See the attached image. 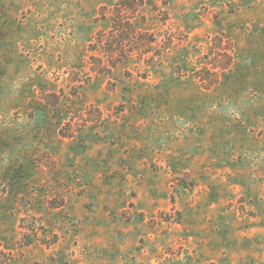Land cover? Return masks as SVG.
<instances>
[{"label":"rangeland","instance_id":"1","mask_svg":"<svg viewBox=\"0 0 264 264\" xmlns=\"http://www.w3.org/2000/svg\"><path fill=\"white\" fill-rule=\"evenodd\" d=\"M119 1L0 0V264H264V0H139L111 69Z\"/></svg>","mask_w":264,"mask_h":264},{"label":"trees","instance_id":"2","mask_svg":"<svg viewBox=\"0 0 264 264\" xmlns=\"http://www.w3.org/2000/svg\"><path fill=\"white\" fill-rule=\"evenodd\" d=\"M137 3L139 5L142 2L139 0H120L116 5V7L119 8L117 19L109 17L112 24V31L106 36L105 45L107 46V52L111 53L110 55H107V62L111 64V69L116 68L119 63H123L128 59L125 55V42L134 41L136 35L141 37V34L136 31L132 18L126 16L128 14V8H135ZM227 68L224 69L226 70ZM111 69L109 70L111 71ZM104 72H108L107 69L104 68ZM214 76L211 85H209L210 87L220 83V77L215 74ZM198 79L202 83H208V78L199 76Z\"/></svg>","mask_w":264,"mask_h":264}]
</instances>
